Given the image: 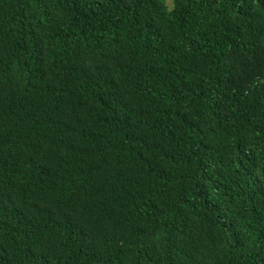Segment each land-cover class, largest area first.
<instances>
[{
    "label": "trees",
    "instance_id": "obj_1",
    "mask_svg": "<svg viewBox=\"0 0 264 264\" xmlns=\"http://www.w3.org/2000/svg\"><path fill=\"white\" fill-rule=\"evenodd\" d=\"M0 264H264V0H0Z\"/></svg>",
    "mask_w": 264,
    "mask_h": 264
},
{
    "label": "rangeland",
    "instance_id": "obj_2",
    "mask_svg": "<svg viewBox=\"0 0 264 264\" xmlns=\"http://www.w3.org/2000/svg\"><path fill=\"white\" fill-rule=\"evenodd\" d=\"M166 1V4L169 8H172L173 7V0H165Z\"/></svg>",
    "mask_w": 264,
    "mask_h": 264
}]
</instances>
